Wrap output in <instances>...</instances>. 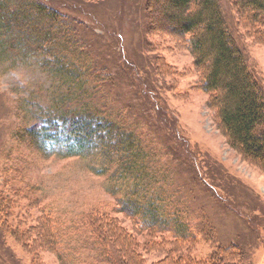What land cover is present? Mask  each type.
<instances>
[{
	"label": "rangeland",
	"instance_id": "374dc122",
	"mask_svg": "<svg viewBox=\"0 0 264 264\" xmlns=\"http://www.w3.org/2000/svg\"><path fill=\"white\" fill-rule=\"evenodd\" d=\"M43 1L76 20L91 60L106 69L109 82L101 91L94 83L82 89L36 58L0 62V208L6 217L0 219V264H61L45 239L42 209L68 226L93 212L110 214L136 237L146 264L171 251L207 261L231 247L230 264H264V170L224 135L184 41L159 25L157 8L151 10L155 20L148 16L156 0ZM219 1L264 87V18L256 23L235 0ZM93 91L88 104L83 92ZM94 103L111 126L88 136L87 149L70 156L73 139L62 117L71 122L70 111ZM130 141L138 157L128 155ZM136 163L133 181L128 176L136 175ZM134 191L180 215L195 241L171 244L173 236L164 234L154 239L162 246L150 250L140 224L116 210ZM91 242L74 237L78 263L107 264Z\"/></svg>",
	"mask_w": 264,
	"mask_h": 264
},
{
	"label": "trees",
	"instance_id": "16d2710c",
	"mask_svg": "<svg viewBox=\"0 0 264 264\" xmlns=\"http://www.w3.org/2000/svg\"><path fill=\"white\" fill-rule=\"evenodd\" d=\"M157 2L149 4L148 16L153 20L152 11L157 8L159 25L167 24L169 35L184 41L200 73V89L210 95L208 106L215 110L224 135L244 159L264 170V87L231 34L220 1ZM235 2L241 12L251 13L252 21L264 18V0ZM82 40L76 20L57 6L48 5L43 0H0V62L16 63L36 58L54 73L58 71L63 77L67 75V78L80 82V88L94 83V88L101 91V87L109 82L106 69L96 68ZM94 94L95 91L90 92V96L83 92L89 98L88 104L94 101ZM105 113L99 104L94 103L70 111L71 122L62 117L61 126L67 130V137L73 139L67 147L70 156L87 149L88 136L102 134L111 126L112 121ZM130 143L128 155L134 153L138 157L139 147L133 149ZM134 167L136 175L128 176L133 181L137 180L140 165L136 163ZM127 169L124 170L127 172ZM157 199L144 198L140 191H134L118 200L119 209L116 210L140 224V230L149 238L147 246H151L150 250L162 246L161 241L154 239L164 234L173 236V242L169 241L171 244H192L196 236L190 224L167 210ZM1 209L0 219L4 221L6 217ZM41 211L44 214L45 239L61 264H79L74 257L78 251L77 245L73 244L76 235H86L92 241L100 262L146 264L138 252L140 245L136 237L118 225L110 214L93 212L80 224L68 226L52 213H44L45 209ZM232 249L217 250L207 261L196 260L188 252L178 254L176 258L171 251L154 264H230Z\"/></svg>",
	"mask_w": 264,
	"mask_h": 264
}]
</instances>
